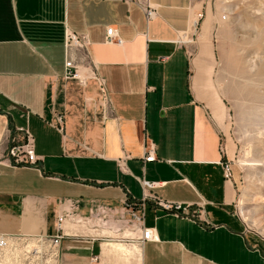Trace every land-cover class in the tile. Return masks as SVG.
I'll use <instances>...</instances> for the list:
<instances>
[{"label": "crops", "instance_id": "obj_1", "mask_svg": "<svg viewBox=\"0 0 264 264\" xmlns=\"http://www.w3.org/2000/svg\"><path fill=\"white\" fill-rule=\"evenodd\" d=\"M198 12L193 0H0V236L55 237L62 215L55 264H264L223 178L212 54L183 41ZM66 30L87 44L66 51ZM66 59L83 82L65 77ZM8 128L31 133L35 168L2 159ZM144 141L156 161L143 163ZM142 180L191 206L143 202Z\"/></svg>", "mask_w": 264, "mask_h": 264}, {"label": "rangeland", "instance_id": "obj_2", "mask_svg": "<svg viewBox=\"0 0 264 264\" xmlns=\"http://www.w3.org/2000/svg\"><path fill=\"white\" fill-rule=\"evenodd\" d=\"M193 2L198 16L183 41L213 57L232 210L264 245V0Z\"/></svg>", "mask_w": 264, "mask_h": 264}, {"label": "built area", "instance_id": "obj_3", "mask_svg": "<svg viewBox=\"0 0 264 264\" xmlns=\"http://www.w3.org/2000/svg\"><path fill=\"white\" fill-rule=\"evenodd\" d=\"M146 19H151L155 15V9L147 2L142 4ZM105 41L107 43L119 42L115 30L106 28ZM87 44L85 39H82L71 31L64 33V48L67 50L72 48H82ZM65 77L78 79L83 82V79L78 74L77 66L70 59L64 62ZM58 122L61 123L60 117ZM2 159L6 160L12 167H36L40 158L35 154L34 139L31 133L24 128L12 129L8 128L4 138V148L2 151ZM127 158L126 156L119 159L120 164ZM143 163H151L156 161L154 147L152 143L144 141L143 144ZM222 167L223 178L229 181L230 167L226 160L220 162ZM156 183H148L141 181L143 187L142 201L149 200L157 208L162 211L176 213L187 211L191 205L182 207L179 203H169L159 200L157 197L149 194L148 190L156 187ZM133 204L126 201L125 208L130 215V219L141 225L144 214L141 210L135 212ZM64 216L60 215L57 218V235L52 238L40 237L38 240L31 241L27 237H8L0 236V264H55L57 260V247L63 237L62 223ZM110 221H102V226H109ZM152 233L149 229H143L140 241H153ZM31 242L34 244L31 245ZM29 245V246H28ZM29 247V249H28ZM28 249V250H27Z\"/></svg>", "mask_w": 264, "mask_h": 264}]
</instances>
